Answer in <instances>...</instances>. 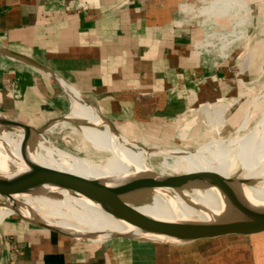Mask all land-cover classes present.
Instances as JSON below:
<instances>
[{
    "label": "crops",
    "instance_id": "crops-1",
    "mask_svg": "<svg viewBox=\"0 0 264 264\" xmlns=\"http://www.w3.org/2000/svg\"><path fill=\"white\" fill-rule=\"evenodd\" d=\"M188 1L0 0V49L44 67L117 129L162 137L190 105L214 101L225 79L221 71L207 77L215 67L196 51L199 34L183 12ZM0 62L7 64L0 73L5 119L37 127L63 114L66 95L52 78L19 69L25 64L2 55ZM16 215L0 220V264H172L174 250H218L122 238L80 242ZM236 253L237 259L219 261L264 264V236ZM200 260L191 263L209 264Z\"/></svg>",
    "mask_w": 264,
    "mask_h": 264
},
{
    "label": "bare ground",
    "instance_id": "bare-ground-1",
    "mask_svg": "<svg viewBox=\"0 0 264 264\" xmlns=\"http://www.w3.org/2000/svg\"><path fill=\"white\" fill-rule=\"evenodd\" d=\"M248 1L252 0H211L205 10L208 13L214 12V9L222 11L232 3L242 8ZM24 68L32 69L27 65ZM58 84L70 99L72 112L66 120L52 124L46 131L69 122L74 124L77 127L73 129L77 136L75 150L82 156L51 146L43 134L26 138L18 130L13 133L0 132V172L9 169L10 158L21 163L27 160L45 169L83 178H97L100 183L84 189L85 194L61 192V196L57 197L49 192L28 190L23 183L9 181L6 185L11 196L3 204L0 202V205H5L0 206V219L13 213V209H18L19 212L14 213L24 219L57 228L77 241L95 243L114 233L142 236L132 226L102 209V204L108 201H120L125 207L159 220L204 221L222 226L241 223L252 213L264 211V184L251 186L255 178L264 175V166L261 165L264 130L260 133L255 129L241 136L239 132L247 122L245 117L243 127H239L233 137L225 140L217 137V132L224 125L223 115L231 104L223 105L218 101L200 105L198 112L203 115L211 131L207 144L201 143L203 147L199 146L198 155L181 149L150 151L134 144L135 135L125 129H118L119 134L114 135L89 107L82 104L74 89L60 80ZM194 122L196 120L180 128L179 136L182 139L187 136L186 128ZM158 156H162V160L154 167L149 160ZM98 170L100 174H97ZM148 171L165 176L212 173L221 182L229 184L233 194L224 197L215 189L182 190L181 194L157 190L148 204L139 205L122 181L124 176ZM6 201H10L12 206L7 205Z\"/></svg>",
    "mask_w": 264,
    "mask_h": 264
},
{
    "label": "rangeland",
    "instance_id": "rangeland-1",
    "mask_svg": "<svg viewBox=\"0 0 264 264\" xmlns=\"http://www.w3.org/2000/svg\"><path fill=\"white\" fill-rule=\"evenodd\" d=\"M210 2L211 0L188 1L190 8L186 10V20L199 34L196 51L200 54V58L205 59L208 66L215 67L213 74L209 73L207 77L216 78L218 71L225 74L224 84H221L222 89L215 88L214 90L216 99L208 102L212 104L219 101V104H231L223 115L224 125L215 134L222 140L233 137L237 133L238 128L243 125L245 117H247V122L239 134L244 136L255 129L260 130L261 133L264 130V1H248V4L246 3L245 7H242L243 9L239 7L240 5L232 3V6L229 5V8L227 7L225 10L214 9V12L211 11L212 15L211 12L208 13L205 10ZM215 12L218 13L216 14ZM205 22H207V25H205ZM13 63L19 64L18 62H12L10 67H13ZM6 65L0 62V73L3 72L1 67ZM24 66H19V69L38 73V70L34 68L26 69ZM211 79H209V82L213 81ZM214 81L216 80L214 79ZM214 84L216 86V82ZM201 104L190 105L182 120L173 125L171 131L162 132V137L150 138L145 136L144 132L142 133L144 136L138 135L136 137L135 144L144 146L150 151L181 149L198 155L199 146L201 143L207 144L209 131H211L207 122L203 119V115L198 112ZM62 105L63 114L68 112L67 116H70L72 112L70 99L68 100L66 96L63 97ZM193 120H196V122L186 128L188 129L187 136L182 139L179 136V130L185 127L187 122L191 123ZM25 126L31 128L29 125ZM73 129H77V127L69 122L64 126L58 125L51 130H45L42 134L51 146L82 156V153H78L75 150L77 136ZM120 129L133 133L126 128ZM231 153L232 151L229 152L226 158ZM161 160L162 156H158L152 157L149 162L154 167H157ZM261 165L264 166V157L261 160ZM97 174H100V170H98ZM261 183L264 184V175L261 178H255L251 186ZM0 199L2 198L0 197ZM0 202L4 203L3 201ZM8 205L12 206V203L9 201ZM13 212H19V210L13 209ZM179 251L174 250L172 264H181V262H175L180 256L183 258L182 264H192V261L195 263L196 259L200 260L202 258L205 260L209 259V264H222L219 260L237 259L239 257V254L236 253L239 250L218 249L213 252L196 248H185L181 250L182 252ZM213 259H215V262Z\"/></svg>",
    "mask_w": 264,
    "mask_h": 264
},
{
    "label": "water",
    "instance_id": "water-1",
    "mask_svg": "<svg viewBox=\"0 0 264 264\" xmlns=\"http://www.w3.org/2000/svg\"><path fill=\"white\" fill-rule=\"evenodd\" d=\"M0 55L24 63L25 65L45 73L48 77L52 78L58 86V79L32 59L3 49H0ZM58 87L65 94L63 88L60 86ZM82 104L84 103L82 102ZM84 105L87 106L86 104ZM89 108L112 130L114 135L119 134L118 129L113 123L100 117L93 108ZM67 114L68 112L58 117L51 118L37 127L30 128L22 123L7 120L0 113V132L13 133L17 132L15 130H18L23 137H32L42 134L52 124L66 120ZM9 162V169L6 172H0V197L2 198L0 201L3 202L11 196L6 185L9 181L23 183L28 190H39V192L41 191L43 193L49 192L55 194L57 197L61 196V192H67L72 195L82 194L87 187L100 183L97 178H83L69 173L45 169L27 160L21 163L9 158ZM240 182L247 183L246 180H241ZM122 183L124 187L133 194L139 205L148 204L157 190H168L176 194H181L182 190L215 189L224 197L233 194L232 187L225 182H221V180L212 173H186L165 176L148 171L136 173L129 177L124 176ZM238 205H241V203ZM0 206L3 207L5 205ZM102 206V209L106 213H109L116 219L126 222L142 236L138 237L128 233H114L108 234L106 239L101 241L122 238L137 242L173 246L202 245L214 249L243 250L251 248L256 238L264 236V211L252 213L248 216L246 221L241 223L222 226L220 224L204 221L159 220L141 214L129 207H125L122 202L116 200L105 202ZM18 217L28 224L51 230L75 240L74 237L57 228L35 223L21 216Z\"/></svg>",
    "mask_w": 264,
    "mask_h": 264
},
{
    "label": "built area",
    "instance_id": "built-area-1",
    "mask_svg": "<svg viewBox=\"0 0 264 264\" xmlns=\"http://www.w3.org/2000/svg\"><path fill=\"white\" fill-rule=\"evenodd\" d=\"M183 6H184V7H183V12L186 13V12H187L186 10H187L188 8H190V4L186 3V4H184Z\"/></svg>",
    "mask_w": 264,
    "mask_h": 264
}]
</instances>
